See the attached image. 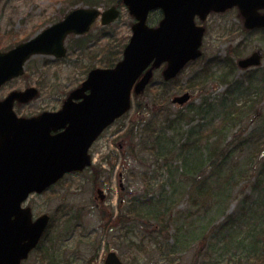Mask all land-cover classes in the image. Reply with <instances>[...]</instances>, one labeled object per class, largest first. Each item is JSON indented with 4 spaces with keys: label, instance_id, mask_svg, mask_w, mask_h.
I'll return each instance as SVG.
<instances>
[{
    "label": "rangeland",
    "instance_id": "1",
    "mask_svg": "<svg viewBox=\"0 0 264 264\" xmlns=\"http://www.w3.org/2000/svg\"><path fill=\"white\" fill-rule=\"evenodd\" d=\"M64 1L0 0V51L57 23L63 11L84 7L75 4L68 10ZM96 1L102 11L120 5V0ZM120 11L108 27L97 22L85 39L88 44L70 36L65 59L33 57L25 75L1 89L0 100L12 91L36 87L39 98L18 105L17 113L28 117L58 110L66 93L79 86L92 67L121 59L134 19L126 7ZM159 20V12L149 17L151 26ZM204 24V55L166 86V102L158 71L151 90L135 98L131 112L95 144L93 166L31 198L34 214H49L53 223L41 251L28 264H105L111 251L125 264H258L256 257L264 254V153L257 154L256 146L264 143V101L255 112L244 110L242 115L234 109L257 99L259 92L264 96V59L258 68L237 67L254 51L264 53V32H244L238 11L212 15ZM80 40L82 50L76 46ZM192 81L197 86L191 90ZM185 93L191 94L188 103H173ZM166 110L172 118L180 111L187 117L169 129ZM235 136L238 141L229 146L233 155L223 171L207 163L200 175L209 177L212 193H190L193 174L185 169L210 155L212 161L217 159L215 150L225 149ZM139 211L150 221H140Z\"/></svg>",
    "mask_w": 264,
    "mask_h": 264
},
{
    "label": "water",
    "instance_id": "2",
    "mask_svg": "<svg viewBox=\"0 0 264 264\" xmlns=\"http://www.w3.org/2000/svg\"><path fill=\"white\" fill-rule=\"evenodd\" d=\"M123 2L138 22L133 26L123 60L115 68L92 71L56 113L46 112L29 119L17 116L15 103L26 104L35 99L39 93L35 88L14 91L0 102V264H20L36 247L49 223L48 216L32 223L30 209L21 207L29 195L41 194L66 173L90 165L88 150L93 142L131 109L133 90L136 95L143 93L155 69L167 63L164 78L171 80L189 62L202 56L205 29L195 24L196 16L205 20L212 11L238 7L247 29L264 28V15L259 13L264 9V0ZM157 8L163 10L164 19L158 28H150L149 12ZM100 15L103 25H108L118 18L119 11L116 7L103 13L97 9H76L28 42L0 53V90L24 74L31 57H65L66 38L88 32ZM261 59L256 53L239 65L243 69L259 66ZM189 99L186 94L175 98L174 103L183 105ZM63 129L64 132L51 135ZM106 264L122 263L116 253H110Z\"/></svg>",
    "mask_w": 264,
    "mask_h": 264
},
{
    "label": "trees",
    "instance_id": "3",
    "mask_svg": "<svg viewBox=\"0 0 264 264\" xmlns=\"http://www.w3.org/2000/svg\"><path fill=\"white\" fill-rule=\"evenodd\" d=\"M65 4H66V9H70L72 8L73 6L72 5H79V4H82L84 6H91V7H97L99 2L96 1V0H65L64 1ZM66 13H64V11L62 12V17L65 16ZM36 33V31L33 33V35ZM22 42V41H21ZM19 42H17V44H19ZM16 44V45H17ZM82 44V43H80ZM14 47L13 45L10 46V48ZM9 48V49H10ZM231 64V63H230ZM232 65V64H231ZM232 68L235 69V67L232 65ZM199 75L196 76V78L198 77ZM247 79L248 80H251L252 79V76H248L247 75ZM164 87L162 86L161 88L159 89H162L163 90V102L165 100L164 98V93H165V90H166V86L168 85V83H163ZM196 82L195 81H192L190 82V84L188 85V89H195L196 88ZM151 88L148 89V91H150ZM261 94V92H259ZM260 94H259V97L257 99H253L251 98L250 100L246 101L244 106L243 107H239L238 109H234L235 112H238V114H242L244 110H246L247 112H255L256 111V106L258 105V103L260 104L262 101H264V96L263 97H260ZM166 102V100H165ZM155 105L156 104H153V108L152 110L153 111H156V108L155 109ZM250 105V106H248ZM243 115V114H242ZM241 115V116H242ZM239 116V117H241ZM187 117L186 114H184L182 111L180 112H177V114L172 118V116H170L168 113H167V110H166V127L167 128H176L177 125H179L178 123H180L182 120H185ZM259 119V118H258ZM257 118H255V120H258ZM134 128V126H133ZM148 130H151L149 127H147ZM135 132H137L135 130ZM145 132V131H144ZM142 135V134H141ZM150 135H152L150 133ZM207 138H211L212 135L208 134L206 136ZM140 139H142V136L140 137ZM139 139V140H140ZM238 141V136H235L233 141L225 147V149H216L215 150V153L217 154V159H214L213 161L211 160V155L208 157V159L204 158V159H200L198 161L197 164L193 165L190 169H187L186 166H185V170H186V173H192L193 174V177H189V180L192 182V187L190 188L191 192L193 190H196L199 194V196H205L206 195H209L212 193V187L209 185V177H200V175L202 174L203 170H205V166L206 164H210V165H213L214 167H216V171L218 173H220L221 171H223L224 169V166L226 163H228V160L230 158H232V151L229 149V146H232L234 145V143ZM237 146V145H236ZM264 143H260L256 146V153L257 154H260V153H264ZM254 152H255V149H254ZM254 152H253V155H254ZM184 162H186V160H184ZM264 187V186H263ZM195 188V189H194ZM190 202L194 205H198V199L195 200L192 196H190ZM198 207V206H196ZM197 210H200L199 208ZM254 214V213H253ZM194 216V215H192ZM139 217V218H138ZM137 218L140 219V221H150V217L148 215H146L145 213H143V211H139L137 213ZM157 221H163V218L162 217H157L155 216L154 217ZM169 221H174L172 220L171 218L169 219ZM165 227L168 228V225H166ZM263 249H264V243H263ZM256 261H258V264H264V254H262L261 256H258L256 257L255 259Z\"/></svg>",
    "mask_w": 264,
    "mask_h": 264
},
{
    "label": "flooded vegetation",
    "instance_id": "4",
    "mask_svg": "<svg viewBox=\"0 0 264 264\" xmlns=\"http://www.w3.org/2000/svg\"><path fill=\"white\" fill-rule=\"evenodd\" d=\"M233 10H235V9H233ZM230 11H232V10H229V11H227V12H225V13H212V14L210 15V17H211L212 15H219V14L224 15V14H226V13H229ZM205 22H206V21H205ZM205 22H201L199 19H197V24L200 25V26H204V27L207 29V27H206L205 24H204ZM244 32H246V30H244ZM68 96H69V95H68ZM68 96H67V97H68ZM53 135H55V133H53ZM92 150H93V147H92L91 150H90V154H91V156L93 155ZM33 196H35V195H31V196L29 197V200L27 201L26 207H28V208L31 209V211H32V213H33V221H36L39 217H37V215L34 214L32 207H30V205H29V202H30V200H31V198H32ZM104 199H106V196H105ZM36 253H38V249H35V250L31 251L30 254H29V257H28L26 260L22 261V264H28V263L33 259L34 255H35Z\"/></svg>",
    "mask_w": 264,
    "mask_h": 264
}]
</instances>
